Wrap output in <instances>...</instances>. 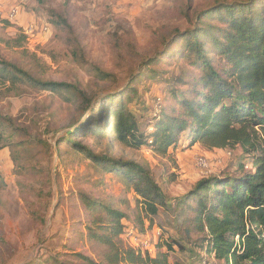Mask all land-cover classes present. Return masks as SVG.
<instances>
[{"label": "rangeland", "instance_id": "rangeland-1", "mask_svg": "<svg viewBox=\"0 0 264 264\" xmlns=\"http://www.w3.org/2000/svg\"><path fill=\"white\" fill-rule=\"evenodd\" d=\"M216 1L14 0L11 3L19 8L14 20L8 19L11 3L0 7V61L39 80L75 86L86 96L80 99L0 79V264H106L109 248L90 237L104 233L103 206L125 216L118 238L124 247L139 252L147 244L150 254L155 247L170 263L177 259L195 264L200 258L180 254L175 246L173 251L164 248L181 235L173 220V200L202 178L243 174L240 165L249 171L251 160L239 148L188 147L185 134L161 155L153 145L131 148L82 130L77 140L93 154L134 161L149 170L167 201V206L158 203V214L151 217L121 175L106 171L105 165L75 151L63 138L85 120V101H90V108L107 107L103 100L129 84L137 94L127 95L125 107L138 115L139 132L147 135L156 103L168 111L176 97L180 99L177 91L190 89L193 69L177 55L181 46L159 57L170 46L165 41L175 32L192 29L195 15ZM57 17L71 29L56 27ZM29 24L35 28L32 36L23 32ZM74 49L81 51L84 64L75 60ZM156 58L158 62L146 65ZM94 68L111 77L99 80ZM148 69L156 71L155 79L146 78ZM141 71L143 76L130 83ZM199 158L204 166H198ZM86 202L95 205L87 207ZM150 221L153 227L148 229Z\"/></svg>", "mask_w": 264, "mask_h": 264}, {"label": "trees", "instance_id": "trees-1", "mask_svg": "<svg viewBox=\"0 0 264 264\" xmlns=\"http://www.w3.org/2000/svg\"><path fill=\"white\" fill-rule=\"evenodd\" d=\"M55 25L71 29L58 17ZM191 28L186 33L175 32L165 41L170 46L159 56L164 57L172 46H181L177 55L186 58L193 69L188 81L190 89L177 91L180 99L176 97L168 111L159 104L157 116L151 115L147 135L139 132L138 115L125 107L127 95L136 98L137 94L135 86L129 84L124 91L103 100L107 107L90 108V101H85V120L67 132L63 140L75 151L105 165L106 171L121 175L151 217L158 214V203L167 206V201L149 170L134 161L93 154L77 140L82 130L131 148L153 145L161 155L175 147L185 134L188 147L199 144L207 150L239 148L251 160L252 168L243 171L240 165L243 174L202 178L174 199L173 220L181 235L164 248L173 251L175 246L180 254L199 256L195 263L206 258L223 264H264V0H218L195 15ZM73 55L77 62L85 63L81 51L74 49ZM158 61L149 59L146 65ZM93 70L99 80L111 77L97 68ZM155 75V70L148 69L146 78L155 79ZM142 76V71L133 75L130 83ZM0 79L86 98L75 86L36 79L4 60L0 61ZM1 120L0 116V125ZM102 210L106 217L104 233H90V237L109 248L106 264H181L177 259L170 263L167 254L155 251V247L153 254L124 247L118 238L126 226L122 223L125 216L110 206ZM152 225L150 221L148 229Z\"/></svg>", "mask_w": 264, "mask_h": 264}, {"label": "built area", "instance_id": "built-area-1", "mask_svg": "<svg viewBox=\"0 0 264 264\" xmlns=\"http://www.w3.org/2000/svg\"><path fill=\"white\" fill-rule=\"evenodd\" d=\"M14 2V0H0V7L1 6H3V5H7V4H9V3H11V2ZM18 15H19V8L16 6V5H14V4H10V8H9V11H8V19L9 20H14L15 18L17 19V17H18ZM42 30L43 31H47L48 29H47V27H44V28H42ZM34 31H35V28H34V25L33 24H29V25H27L26 27H24V29H23V32H24V34L26 35V36H32L33 35V33H34ZM160 103H159V101L156 103V107H155V110L153 111V113H152V117H155V116H157V113H158V110H159V108H160V105H159ZM197 161V164H198V166H204V160L203 159H201V158H199V159H197L196 160ZM131 233H133V229H131L130 231H129V233H128V235H130ZM236 242H238V237H236ZM143 248L144 249H142L141 251H149V249H148V246H147V244H145L144 246H143ZM140 250V249H139ZM213 260V259H212ZM210 262V260L209 259H206V258H202L199 262H197V263H195V264H210L209 263Z\"/></svg>", "mask_w": 264, "mask_h": 264}]
</instances>
